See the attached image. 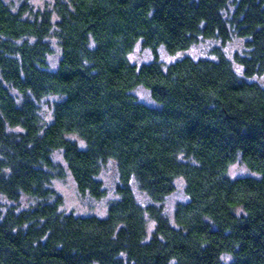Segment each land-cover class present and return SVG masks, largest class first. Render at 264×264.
Returning a JSON list of instances; mask_svg holds the SVG:
<instances>
[{
	"label": "trees",
	"instance_id": "16d2710c",
	"mask_svg": "<svg viewBox=\"0 0 264 264\" xmlns=\"http://www.w3.org/2000/svg\"><path fill=\"white\" fill-rule=\"evenodd\" d=\"M28 13L0 0V199L36 201L0 210V264H264V0H54ZM232 38L243 42L233 61L217 48L164 66L157 53ZM138 43L151 63H131ZM110 161L119 178L106 216L63 213L52 182L67 171L101 199ZM237 161L258 177L230 178ZM177 179L188 200L171 222L160 204Z\"/></svg>",
	"mask_w": 264,
	"mask_h": 264
},
{
	"label": "rangeland",
	"instance_id": "374dc122",
	"mask_svg": "<svg viewBox=\"0 0 264 264\" xmlns=\"http://www.w3.org/2000/svg\"><path fill=\"white\" fill-rule=\"evenodd\" d=\"M54 0H5V2L14 10H19L22 6H26L28 11L35 12L50 7ZM232 9L230 6L229 10ZM30 16V15H28ZM53 48V54L48 58L49 68L54 71L57 69L60 60V50L54 39L50 40ZM221 49L224 54L233 61L236 53L241 54L243 51V42L236 38H232L225 46H222L218 40H201L199 43L192 46L188 51L174 55L168 54L163 48L158 49L157 53L161 63L166 66L171 64L182 57H191L193 59H212L214 57V50ZM132 64L141 66L143 64L151 63L154 60L153 53L149 49H145L140 43L136 44L134 50L129 55ZM235 70L241 75V69L236 64H233ZM255 81L264 87V75L255 77ZM133 94L141 103L149 106H154V102L148 90L143 87L134 89ZM17 102L21 101V97L14 93ZM56 98V97H55ZM55 98L50 97L42 100L39 103V114L44 123H50L53 102ZM82 146L81 142H78ZM56 163L65 168V163L62 158L61 152L57 151L53 155ZM230 178L240 177H258L255 173L251 172L241 161L232 164L228 169ZM118 171L116 164L113 161L108 162L102 169L98 180L101 181L105 190V196L101 199H93L88 195H81L69 173L66 171V176L60 180H54L51 188L61 197L63 205L61 210L65 214H73L76 216H97L105 217L107 214L109 204L117 199L116 185L118 183ZM185 184L182 179L175 181V190L160 204L165 215L173 222V214L178 204L186 202L188 199L184 193ZM134 194L136 200L142 207H147L152 204L150 199L141 192L135 184H133ZM36 201L31 198L22 197L18 203H11L4 198L0 199V210L5 211L11 207L17 211L28 209L34 206ZM155 229L153 221L148 220V234L151 235Z\"/></svg>",
	"mask_w": 264,
	"mask_h": 264
}]
</instances>
